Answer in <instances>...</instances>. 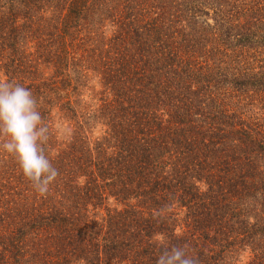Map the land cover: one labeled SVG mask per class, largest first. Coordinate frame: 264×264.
<instances>
[{"label": "trees", "instance_id": "1", "mask_svg": "<svg viewBox=\"0 0 264 264\" xmlns=\"http://www.w3.org/2000/svg\"><path fill=\"white\" fill-rule=\"evenodd\" d=\"M0 76L59 173L0 152V264H264V0H0Z\"/></svg>", "mask_w": 264, "mask_h": 264}, {"label": "clouds", "instance_id": "2", "mask_svg": "<svg viewBox=\"0 0 264 264\" xmlns=\"http://www.w3.org/2000/svg\"><path fill=\"white\" fill-rule=\"evenodd\" d=\"M0 152L10 155L23 177L40 195L49 191L59 173L45 154L49 126L30 88L0 76ZM156 264H198L184 247L161 252Z\"/></svg>", "mask_w": 264, "mask_h": 264}]
</instances>
